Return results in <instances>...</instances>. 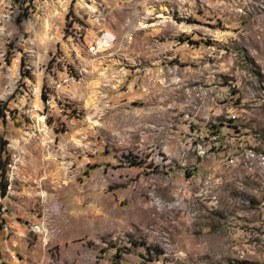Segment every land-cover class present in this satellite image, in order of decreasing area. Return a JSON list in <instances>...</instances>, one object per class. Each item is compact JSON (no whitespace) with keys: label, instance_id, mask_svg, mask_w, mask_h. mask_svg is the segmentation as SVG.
I'll return each instance as SVG.
<instances>
[{"label":"rangeland","instance_id":"rangeland-1","mask_svg":"<svg viewBox=\"0 0 264 264\" xmlns=\"http://www.w3.org/2000/svg\"><path fill=\"white\" fill-rule=\"evenodd\" d=\"M241 1L219 30L189 24L220 13L214 0H0V164L10 183L27 158L43 181L32 215L13 218L27 247L52 264H264V186L212 151L233 150L226 122L243 107L244 131L264 136V12ZM64 78L57 104L29 96ZM220 78L236 80L234 102ZM27 136L40 138L9 145ZM11 247L0 264L22 256Z\"/></svg>","mask_w":264,"mask_h":264},{"label":"crops","instance_id":"crops-1","mask_svg":"<svg viewBox=\"0 0 264 264\" xmlns=\"http://www.w3.org/2000/svg\"><path fill=\"white\" fill-rule=\"evenodd\" d=\"M5 14V13H4ZM4 14L2 17L0 16V20L4 18ZM4 20V19H3ZM0 61V67H1V72L5 70L7 72L8 67L5 66L4 68V63ZM3 69V70H2ZM15 69V68H14ZM3 76H4V71H3ZM3 79L0 78V80ZM12 82V81H11ZM11 82L7 81L4 85V91L2 88V85H0V98L2 99V93H8V90H10L11 87ZM1 84V82H0ZM242 114V113H239ZM228 137V136H226ZM40 137L39 136H32V137H17L16 139L11 140V148L18 149L17 151H23L21 146L19 145L20 143H28L29 141L31 143H36ZM230 138V137H229ZM233 143L235 141V136L230 138ZM47 142L48 138H44L41 140ZM238 141V140H237ZM235 141V143H238ZM16 145L14 146V144ZM26 143V144H27ZM39 143V142H38ZM241 148V147H240ZM239 148V150H240ZM17 153V152H16ZM30 152H26L28 154ZM225 154H232L233 150L231 151H224ZM24 154V156L26 155ZM222 156L225 157L224 154H221ZM28 162L29 160L27 158L22 157L20 159V165L16 166V171H15V177L12 179L10 183H8V188L7 192L5 194L3 204L6 206L7 211H3L4 213L0 212V215L5 219L7 222V225L11 223L13 226V230L7 231L5 227L3 229H0V252L2 256L4 255L3 259L7 261V259L10 258L11 256H15L13 253V249L11 246L18 245L20 247V251L22 250L21 255L22 256H17L16 259H12L9 263L7 262H2L1 264H52L53 262L51 259H49L48 254L46 253L45 250L39 249L36 247H27V242H25L24 237L27 235L28 228H26L24 221H20L18 219H13L15 218V215H22L19 217H26L32 215V203L30 199L31 195V189L32 187H35V185H43V181L41 179H38L36 175L32 177V174H29L26 169L24 168V162ZM227 164V163H226ZM215 165V162H214ZM228 165V164H227ZM219 171L222 168H217ZM224 170V169H223ZM40 170H38L39 172ZM37 175L39 173H36ZM56 174V173H54ZM35 179V180H34ZM49 179V178H48ZM34 182L32 183V181ZM55 184V183H53ZM2 202V200H1ZM0 202V203H1ZM12 222H17L15 225L12 224ZM6 225V224H5ZM4 239V240H3Z\"/></svg>","mask_w":264,"mask_h":264},{"label":"built area","instance_id":"built-area-1","mask_svg":"<svg viewBox=\"0 0 264 264\" xmlns=\"http://www.w3.org/2000/svg\"><path fill=\"white\" fill-rule=\"evenodd\" d=\"M213 4H221V12L220 13H210V8L207 10V13L204 15H196L194 13V19L189 20V24H195L196 26H207L210 28V21L221 20V28H219V30L228 29L229 26L226 23H224L223 21H225L224 20V13L227 12V8L229 7V0H214ZM230 22L233 23V21H230ZM110 41H113V39ZM3 55H4V53H2V60H0V61H2L4 63L5 59H4ZM214 64H217V72H214V74H219V71H221V70H228V65H223V58H220V61L218 63H214ZM252 75H253V73H252ZM198 76L200 78H202L201 75L198 74ZM53 81H55V80H53ZM199 83L208 84V81H200ZM49 84L50 83H47L44 85V91H35V92H33V94H31L29 96H31V97L38 96V98L40 99V104L43 101H53V95L56 92H62L63 88L68 83L63 82V80H62L61 81V88L57 91H49ZM220 84H225L229 87V97H231V100L234 102V99L237 95L236 80H230V79L229 80H222V78H220ZM263 85H264V83H261L262 89H263ZM193 96H194V94H189V100H192ZM189 100H187V101H189ZM60 103H65V101L63 100ZM53 104H57V103H53ZM255 104L256 105L264 104V99H263V102H257ZM32 107H40V105H38V104L35 105L33 103L31 104V108L29 109L30 118H31V116H34L32 114ZM189 110H190V108H189ZM51 111H52V109H50L48 112H41V115H39V121L46 124V118L48 115L51 114ZM249 120H250V118L247 117V115L244 111V107H243V116H236L233 112L231 113V118L228 119V121L226 122L225 136H238V143H234L232 145L233 146V154H225L223 152V147H216V149H212L213 153L216 155V158H217V154H224L225 155V164H226V158L239 159V148L240 147H246V145H249V136H256L257 140H262V142H264V136L257 130L256 126L254 128V131H244V124L246 123V121H249ZM32 123H34V125L38 124L37 120H35V122H32ZM202 124L203 123H202V117H201L199 122L196 124V126H200V128H201ZM241 133H248V143H241ZM205 140H206V137H205ZM207 148H209L208 143H207ZM201 157H204V155H201ZM6 179L8 181L7 170H6ZM0 197H1V200L3 202L5 195L4 196L1 195V192H0ZM4 227H7V226L5 225Z\"/></svg>","mask_w":264,"mask_h":264},{"label":"bare ground","instance_id":"bare-ground-1","mask_svg":"<svg viewBox=\"0 0 264 264\" xmlns=\"http://www.w3.org/2000/svg\"><path fill=\"white\" fill-rule=\"evenodd\" d=\"M247 1L249 3H252L253 9H255L256 7L258 10L264 12V0H247ZM62 80L65 83L69 81L68 79L65 78ZM62 80L58 82L54 91H57L61 88ZM60 93L61 92H56L53 95V101H45V104L47 106L53 105V103H55L56 96H59ZM256 97L259 102H263L264 85H263V89L262 86L260 87L258 93L256 94ZM259 105L263 106L264 104H259ZM229 164L238 167L243 172V174H247L250 178L256 179L258 182L261 183V185L264 186V142H262V140H257V137H255L253 141H250L249 145H246V147H241L239 150V159L230 158V160L228 161V165ZM38 230L41 231V229Z\"/></svg>","mask_w":264,"mask_h":264},{"label":"trees","instance_id":"trees-1","mask_svg":"<svg viewBox=\"0 0 264 264\" xmlns=\"http://www.w3.org/2000/svg\"><path fill=\"white\" fill-rule=\"evenodd\" d=\"M1 117L3 116L2 112H0ZM0 156H2V152L0 154ZM2 160V164H0V192L1 195H5L7 192V188H8V181L6 179V165H8V157L7 158H3ZM1 203H0V210H1Z\"/></svg>","mask_w":264,"mask_h":264}]
</instances>
